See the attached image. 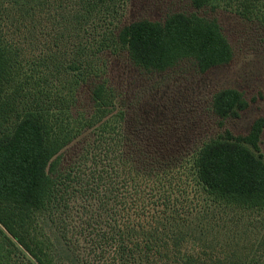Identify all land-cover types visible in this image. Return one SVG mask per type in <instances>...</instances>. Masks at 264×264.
Wrapping results in <instances>:
<instances>
[{
  "label": "trees",
  "instance_id": "1",
  "mask_svg": "<svg viewBox=\"0 0 264 264\" xmlns=\"http://www.w3.org/2000/svg\"><path fill=\"white\" fill-rule=\"evenodd\" d=\"M189 1L197 12L128 23L126 0H0V264H259L220 238L264 229V117L235 134L251 104L219 90V131L187 166L162 163L134 149L109 76L111 55L145 76L231 65L203 10L264 29V0Z\"/></svg>",
  "mask_w": 264,
  "mask_h": 264
},
{
  "label": "rangeland",
  "instance_id": "2",
  "mask_svg": "<svg viewBox=\"0 0 264 264\" xmlns=\"http://www.w3.org/2000/svg\"><path fill=\"white\" fill-rule=\"evenodd\" d=\"M175 12L197 11L189 0H126L121 16L128 23L139 19L162 21ZM200 13L220 19L235 49L231 65L205 75H199L188 64L163 76H145L131 65L125 54L109 57V76L127 112V130L137 144L133 145L134 149H141L162 163L172 161L184 167L192 154L219 131L210 111L215 92L236 88L251 104L239 120L228 122L235 134L246 135L254 120L264 117V29L255 21L224 10ZM261 148L264 151V136ZM225 228L220 239L231 260H234L232 254L244 258L242 253L248 252L250 260L264 263V229L254 230L244 223L237 227L227 224ZM237 229L244 231L245 236L235 244L232 239L236 240ZM229 242L231 246H227Z\"/></svg>",
  "mask_w": 264,
  "mask_h": 264
}]
</instances>
